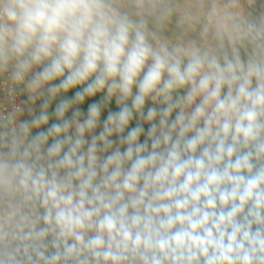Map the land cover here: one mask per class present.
I'll return each instance as SVG.
<instances>
[{"label": "clouds", "instance_id": "9594fccd", "mask_svg": "<svg viewBox=\"0 0 264 264\" xmlns=\"http://www.w3.org/2000/svg\"><path fill=\"white\" fill-rule=\"evenodd\" d=\"M0 264H264V0H0Z\"/></svg>", "mask_w": 264, "mask_h": 264}, {"label": "trees", "instance_id": "16d2710c", "mask_svg": "<svg viewBox=\"0 0 264 264\" xmlns=\"http://www.w3.org/2000/svg\"><path fill=\"white\" fill-rule=\"evenodd\" d=\"M79 89H76V90H73L71 92L68 93V97H71L75 94V91H78ZM63 97H59L57 99V101L55 103H53V105L50 107L49 111L50 112H54L55 110V104L59 102V99H62ZM103 97L102 96H99L97 95L96 97L92 98V99H89V100H86L85 103L83 105H80V110L81 112L84 113V115L86 116L87 115V111H88V107L91 103H95V102H98L102 99ZM108 111H118V107L115 103H111L110 107L108 109H106L104 112L108 114ZM68 116L71 117V112L68 113ZM55 119H51L49 121V125H51L52 123H55ZM136 123L137 121L134 120L131 124H130V127H135L136 126ZM144 129H145V133H147L148 131V126H146V124L143 125ZM146 139V136H141V142H144V140Z\"/></svg>", "mask_w": 264, "mask_h": 264}, {"label": "crops", "instance_id": "0c3cea01", "mask_svg": "<svg viewBox=\"0 0 264 264\" xmlns=\"http://www.w3.org/2000/svg\"><path fill=\"white\" fill-rule=\"evenodd\" d=\"M101 96V95H100ZM112 103H115V101L113 100L112 101ZM116 104V103H115ZM147 107H151V103L149 102V104L148 105H146V109H147ZM36 111H37V114H38V112H39V107H38V104H37V108H36ZM107 113H105V112H103L102 113V115H101V126L100 127H98L97 129H99L100 131L102 130V122H103V120H105L106 118H107ZM146 126H148V128H149V125L148 124H146ZM130 127V126H129ZM131 128V127H130ZM98 134V133H97ZM88 137H90V136H88ZM87 137V135H86V139H88L89 140V138ZM114 138H116L117 140H118V138L117 137H115L114 136Z\"/></svg>", "mask_w": 264, "mask_h": 264}, {"label": "rangeland", "instance_id": "374dc122", "mask_svg": "<svg viewBox=\"0 0 264 264\" xmlns=\"http://www.w3.org/2000/svg\"><path fill=\"white\" fill-rule=\"evenodd\" d=\"M100 96V95H99ZM99 132H100V130L99 129H97L96 130V134L98 133L99 134ZM88 137V136H87ZM89 138V141H90V139H91V137H88ZM113 140H114V142L118 145V140L116 139V138H114L113 137Z\"/></svg>", "mask_w": 264, "mask_h": 264}, {"label": "built area", "instance_id": "2783aa9c", "mask_svg": "<svg viewBox=\"0 0 264 264\" xmlns=\"http://www.w3.org/2000/svg\"><path fill=\"white\" fill-rule=\"evenodd\" d=\"M19 99H26V97H20ZM25 119L28 118L27 115L24 117Z\"/></svg>", "mask_w": 264, "mask_h": 264}]
</instances>
